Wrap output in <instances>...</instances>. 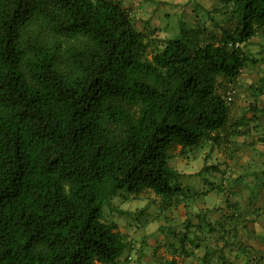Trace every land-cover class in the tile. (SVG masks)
<instances>
[{
	"label": "trees",
	"instance_id": "obj_1",
	"mask_svg": "<svg viewBox=\"0 0 264 264\" xmlns=\"http://www.w3.org/2000/svg\"><path fill=\"white\" fill-rule=\"evenodd\" d=\"M217 2L230 6L219 34L197 44L180 23L148 54L118 0H0V264H115L125 244L101 206L177 195L172 149L224 139L219 86L256 64L244 46L264 0Z\"/></svg>",
	"mask_w": 264,
	"mask_h": 264
},
{
	"label": "crops",
	"instance_id": "obj_2",
	"mask_svg": "<svg viewBox=\"0 0 264 264\" xmlns=\"http://www.w3.org/2000/svg\"><path fill=\"white\" fill-rule=\"evenodd\" d=\"M118 1L130 11L133 25L138 32L148 38L160 40L159 49L162 42L178 34L180 23L184 29L192 30L206 22L201 28L209 33H220L222 27L227 26L224 20L226 16L220 10L217 0ZM173 24L178 28L172 29ZM261 62L260 60L242 70L230 91L233 97V104L229 103L232 124H246L244 127L239 126L240 129L244 128L245 134L231 133L218 144H207L202 163L189 171L191 176L202 177L205 186L203 191L197 193L199 190H194L184 196L177 194L170 198H161L148 190L136 198L121 196L120 199L115 194L110 199L112 219L109 222L117 225V232L125 244L115 264H156L151 257L148 258L150 252L164 245H167L169 251V248L173 253L176 251V255L187 257L186 264H264V260L258 262L264 255V210L256 221L253 209L251 212L245 209L242 214L238 212V208H242L244 203L254 205V200L241 199L255 187L254 165L249 161L256 160V163L263 156L259 153L256 157V152L253 153L261 142L256 139L254 142L247 128L256 122L260 127L254 130L264 131V118H259L264 107L253 97L258 95L264 99V87H257L255 93L245 88L246 79L249 84L256 77L263 76L256 72L259 71L257 67ZM261 67L260 71H264V64ZM250 94L256 101V106L247 104ZM177 147V153L171 151L170 159L171 168L176 175V166L193 160L185 157L186 149L178 145ZM202 172H206L208 177L200 175ZM235 172L236 180L233 179L236 177ZM259 185L264 191V178L263 184ZM231 188L239 191L238 195L242 198L233 201L228 199L223 192L230 191ZM179 189L181 191L180 187ZM259 205L264 207V202L260 201ZM136 216L138 223L133 222ZM177 237L180 240L178 244Z\"/></svg>",
	"mask_w": 264,
	"mask_h": 264
},
{
	"label": "rangeland",
	"instance_id": "obj_3",
	"mask_svg": "<svg viewBox=\"0 0 264 264\" xmlns=\"http://www.w3.org/2000/svg\"><path fill=\"white\" fill-rule=\"evenodd\" d=\"M220 6V10H222L223 14L226 16L224 18V20H226L227 17H229V12H230V6H226L224 7L223 5L219 4ZM200 15V14H199ZM199 15H197L199 17ZM216 17V16H215ZM200 18V17H199ZM209 18H211L209 16ZM201 20V19H200ZM208 21H210V19H208ZM213 22V19L211 20ZM206 22L201 23V27L203 28ZM210 24V23H209ZM164 25V23H163ZM172 29H177L178 26L173 24ZM201 27H198V30L200 31V33L195 37V42L197 44H203L205 43V41H207L208 36L211 34H219V33H209L206 30L202 29ZM179 30H180V26L178 29V34L176 36H173L172 38L170 37L169 40H174L176 38L179 37ZM188 30V29H186ZM193 30V29H192ZM28 37L30 38V41H33L35 35L31 38L30 35L28 34ZM153 40V41H152ZM152 41V43H151ZM168 41V40H167ZM193 42V38L191 36H189V46H192ZM147 43H148V54H151V52L154 51V49H159L158 46L160 43V40L157 39H151L148 38L147 36ZM70 44V40L66 39V38H61L60 39V43L58 44V47L61 46V50H64L66 46H68ZM244 50L247 52V54L253 58L254 60H256V62H259L260 60L262 61L260 63V66H258L257 68L259 69V71H256L258 75L262 74V77H256V79L252 80L251 83H247V79H246V83H245V88L248 89L247 91L250 90V92L255 93L257 90V87L262 88L264 87V71H260V68L262 64H264V28L259 29L258 30V34L253 38V40H251L249 43H247L244 46ZM252 53H251V52ZM61 55L59 56V63H58V68L61 70H64L65 65H66V56H65V52L61 51L60 53ZM248 76H251L248 74ZM256 86V87H255ZM232 90V88H228L225 85L219 86V92L221 94H223L226 97V100L228 102V104L231 102L233 104V102L231 101L233 99L232 97V93L230 92ZM249 92V93H250ZM252 94L249 95L250 99L247 102V104L250 106H256V101L258 102V104L260 103V106H262V108L264 107V99L262 98V96H258V95H253V97L257 98V100L255 101L253 99V97H251ZM264 96V95H263ZM247 98V97H245ZM260 114V113H259ZM258 118V117H257ZM259 118L260 117L259 115ZM232 122L233 120L231 119L230 122L227 125V128L225 131L221 132V138H226L227 136L231 135L233 129H232ZM255 125V127H254ZM252 127V128H251ZM259 125H256V122L253 123V125H249L248 126V131H249V135H251L253 138V141L255 142V139L258 140V142L260 141L261 144L258 145L259 148L255 149V151L253 153H255V156L257 157V154H263V156L259 157V159L257 160V162H251L253 163V167H254V173H253V182L255 184V187L252 188V190L246 192L244 195L245 197L242 198V196L240 197L238 194L240 193L239 191H235L234 189H230V191H224L223 193L225 195H227L228 199L230 198V200H237L239 198L246 199L249 198L250 201L254 200V205H251V203H249L248 205L246 203H244V205L242 206V208H238V212H241V214L244 212V210H251L253 209V215H255V221L256 219H258L260 215H262V210H264V207H260L259 202L263 201L264 202V191L262 190L261 186L259 184H263V171H264V131L262 129L259 130H254L255 128H259ZM207 144H212L211 141H204L202 142L198 147H193V148H186V154L185 157L189 158L190 160L193 159L190 163H184L181 164L179 166H176V171H177V175L174 172V175L172 176V178L170 179V185H177L181 188V191L178 192V194L180 196H184L187 195L189 191H198L197 193H200V191H203V189H205V186L203 185V180L202 177H199V175L197 176H191L190 174H192L189 171H193L196 167L197 164H201L204 158V154L206 152V148H207ZM263 148H262V147ZM178 147L175 146L172 151L174 153H177ZM202 156V157H200ZM199 168H196V170H198ZM200 175H206L208 177V174L206 172H202ZM235 176L233 177L234 180H236L235 178H237V174L235 172ZM252 176V175H250ZM263 177V178H262ZM224 186V185H221ZM123 193V195H122ZM117 198L121 199V196L123 197H127V194L125 193V191H118L116 193ZM253 206V207H252ZM257 206V207H256ZM252 207V208H249ZM245 213V212H244ZM112 210L109 204V201L106 202L105 204H103L101 206V216H102V220L105 222H109L112 219ZM133 222H137V216L134 217ZM138 220H140L138 218ZM251 220V219H250ZM249 220V221H250ZM221 224V222H220ZM222 226H220L221 229ZM171 228H169L168 231H170ZM186 232V230L184 231ZM173 234V233H172ZM174 237V236H172ZM264 240V239H263ZM176 242L177 244L180 242L179 238H176ZM167 245H164V247H157L156 249H153L150 252V255L148 258L151 257V259L153 260V263L156 262V264H186L185 261V256H183L182 254H180L179 256L176 255V251L173 253L172 249H170V251L166 248ZM140 260H142V257L140 258ZM264 260V255L262 257H260V260L258 261L259 263H261Z\"/></svg>",
	"mask_w": 264,
	"mask_h": 264
}]
</instances>
